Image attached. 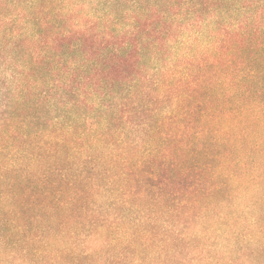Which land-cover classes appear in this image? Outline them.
I'll use <instances>...</instances> for the list:
<instances>
[{"label": "trees", "instance_id": "trees-1", "mask_svg": "<svg viewBox=\"0 0 264 264\" xmlns=\"http://www.w3.org/2000/svg\"><path fill=\"white\" fill-rule=\"evenodd\" d=\"M252 184L264 0H0V264H221Z\"/></svg>", "mask_w": 264, "mask_h": 264}, {"label": "rangeland", "instance_id": "rangeland-1", "mask_svg": "<svg viewBox=\"0 0 264 264\" xmlns=\"http://www.w3.org/2000/svg\"><path fill=\"white\" fill-rule=\"evenodd\" d=\"M253 185L245 191H238L229 197V204L221 206L220 210L228 217L226 224L221 225L219 234L222 235L218 237V243L212 247V262L216 260L213 254H217L219 250L226 258L222 259L221 264H254V231L258 216L264 212V200H259V191L254 190ZM259 221L264 222V218ZM229 258L233 262L228 263Z\"/></svg>", "mask_w": 264, "mask_h": 264}]
</instances>
